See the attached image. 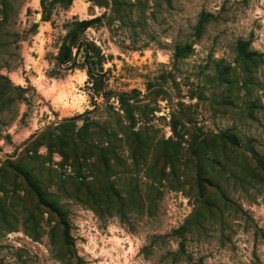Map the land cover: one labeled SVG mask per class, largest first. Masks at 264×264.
<instances>
[{
  "label": "rangeland",
  "instance_id": "374dc122",
  "mask_svg": "<svg viewBox=\"0 0 264 264\" xmlns=\"http://www.w3.org/2000/svg\"><path fill=\"white\" fill-rule=\"evenodd\" d=\"M0 264H264V0H0Z\"/></svg>",
  "mask_w": 264,
  "mask_h": 264
},
{
  "label": "trees",
  "instance_id": "16d2710c",
  "mask_svg": "<svg viewBox=\"0 0 264 264\" xmlns=\"http://www.w3.org/2000/svg\"><path fill=\"white\" fill-rule=\"evenodd\" d=\"M96 20V19H95ZM93 22V20H86V21H81L78 23L79 26H81V29H79L80 31L86 29L91 23ZM78 29H75L73 31H71L69 33V37L67 40L64 41V43L60 46L59 48V52H58V59H59V63L60 64H67V63H74L75 59L73 57V53H72V47L75 44L74 39L76 38V34ZM77 44V50L79 52L80 50V46L81 43L78 42ZM86 50V44H83ZM87 51V50H86ZM91 69L89 67L88 69V73L91 74Z\"/></svg>",
  "mask_w": 264,
  "mask_h": 264
}]
</instances>
